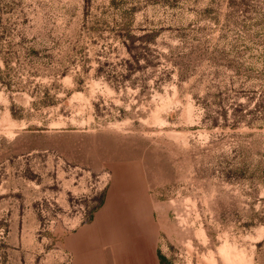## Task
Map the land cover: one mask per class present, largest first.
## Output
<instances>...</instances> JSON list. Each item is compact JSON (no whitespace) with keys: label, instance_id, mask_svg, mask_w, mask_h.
<instances>
[{"label":"rangeland","instance_id":"obj_1","mask_svg":"<svg viewBox=\"0 0 264 264\" xmlns=\"http://www.w3.org/2000/svg\"><path fill=\"white\" fill-rule=\"evenodd\" d=\"M104 205L264 264V0H0V264H71Z\"/></svg>","mask_w":264,"mask_h":264},{"label":"crops","instance_id":"obj_2","mask_svg":"<svg viewBox=\"0 0 264 264\" xmlns=\"http://www.w3.org/2000/svg\"><path fill=\"white\" fill-rule=\"evenodd\" d=\"M136 209L104 205L92 220L66 234L71 264H171L160 245L154 211Z\"/></svg>","mask_w":264,"mask_h":264},{"label":"trees","instance_id":"obj_3","mask_svg":"<svg viewBox=\"0 0 264 264\" xmlns=\"http://www.w3.org/2000/svg\"><path fill=\"white\" fill-rule=\"evenodd\" d=\"M133 57L136 59V57H137V56H136V57H135V56H133Z\"/></svg>","mask_w":264,"mask_h":264}]
</instances>
